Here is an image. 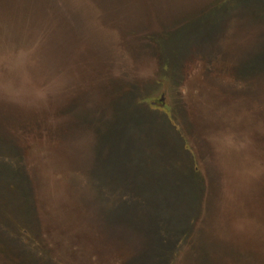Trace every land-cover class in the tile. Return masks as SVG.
Wrapping results in <instances>:
<instances>
[{
    "label": "rangeland",
    "instance_id": "374dc122",
    "mask_svg": "<svg viewBox=\"0 0 264 264\" xmlns=\"http://www.w3.org/2000/svg\"><path fill=\"white\" fill-rule=\"evenodd\" d=\"M32 2L0 0V264H264V0Z\"/></svg>",
    "mask_w": 264,
    "mask_h": 264
},
{
    "label": "crops",
    "instance_id": "0c3cea01",
    "mask_svg": "<svg viewBox=\"0 0 264 264\" xmlns=\"http://www.w3.org/2000/svg\"><path fill=\"white\" fill-rule=\"evenodd\" d=\"M110 103H112V100ZM118 104L122 105L121 112L126 114V117L128 118V120L130 122L129 124L134 127V130L132 131L134 137L131 138L132 142H139V143H144V144L150 143L151 139L148 138L146 136V134H144L145 136L143 138H140V139L136 138L138 135V132L142 131V128L140 129V128H138V126L136 127L137 123H135V122H142V119L138 118V116L136 114V112H137L136 107H137L138 103L136 101L132 102V101L128 100L126 103L124 101H121V102H118ZM101 105L103 106L102 101H101L100 106ZM100 106H99V108H100ZM140 109H141L140 110L141 112H148V113H149V111H151V109H153V111H155L158 115H160L159 118H161V116L164 119L166 118V115L158 108H150L149 109V107L148 108L146 107V108H140ZM143 132L145 133V130ZM130 149L132 152L136 151L135 148H133V147ZM80 152H81L80 153L81 158L84 157L83 156L84 155L83 148L81 149ZM120 155H121V157L123 156L121 153H120ZM143 155L145 158L143 164L146 165V152H144ZM149 162H150V160H149ZM165 173H164L165 175H169V176L175 174L174 172L169 171V170H167V172L165 171ZM116 174H118V173L114 172V170H110L109 167L103 168L100 165H97L96 167H94L92 169V171L89 173V175L91 177L86 179L87 185L85 186V188H86V191L90 194V203H85V204L89 205V206H97V207H114V206H117L118 205V203L116 204L117 200L122 199L121 195L125 194L126 190H125V188H123L119 184ZM132 174L141 175L140 180H141V184H142V186L140 184L141 187L139 186L140 189H138V191L132 192L133 195L138 193L139 197L141 196L142 198H151L154 195L156 197V196H158V194L161 195V193H158V190L161 189V186H158L159 184L156 185V183H154L155 179L151 175L150 168L143 167V168L137 169L135 171H132ZM155 174L156 173H153V175H155ZM80 189H81V191L85 190L83 188V186H81ZM154 192H155V194H154ZM148 193H149V195H148ZM85 204L83 203V205H85ZM105 221H107V220H105Z\"/></svg>",
    "mask_w": 264,
    "mask_h": 264
},
{
    "label": "trees",
    "instance_id": "16d2710c",
    "mask_svg": "<svg viewBox=\"0 0 264 264\" xmlns=\"http://www.w3.org/2000/svg\"><path fill=\"white\" fill-rule=\"evenodd\" d=\"M36 20L55 31L53 26H65L67 30V0H32Z\"/></svg>",
    "mask_w": 264,
    "mask_h": 264
}]
</instances>
